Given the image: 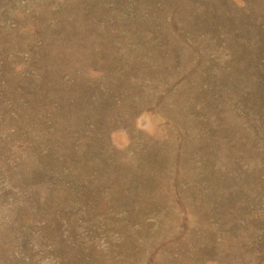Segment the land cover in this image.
Wrapping results in <instances>:
<instances>
[{"label": "rangeland", "instance_id": "obj_1", "mask_svg": "<svg viewBox=\"0 0 264 264\" xmlns=\"http://www.w3.org/2000/svg\"><path fill=\"white\" fill-rule=\"evenodd\" d=\"M0 264H264V0H0Z\"/></svg>", "mask_w": 264, "mask_h": 264}]
</instances>
